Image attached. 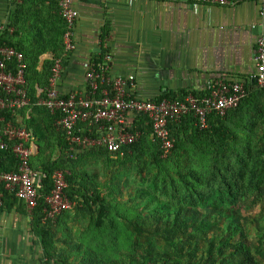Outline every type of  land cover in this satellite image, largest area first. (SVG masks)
Wrapping results in <instances>:
<instances>
[{"label": "crops", "instance_id": "obj_1", "mask_svg": "<svg viewBox=\"0 0 264 264\" xmlns=\"http://www.w3.org/2000/svg\"><path fill=\"white\" fill-rule=\"evenodd\" d=\"M72 6L79 12L77 45L64 60L63 94L85 92L87 65L105 47L112 74L132 79L137 95L149 99L198 91L221 76L244 80L256 72L254 54L264 17L255 0L207 9L191 0H72ZM0 24L25 54L30 70L42 73L63 53L57 0H0ZM35 120L42 124L33 109L18 119L33 128ZM37 145L41 151L38 139ZM18 202L0 210V264H43L33 216Z\"/></svg>", "mask_w": 264, "mask_h": 264}, {"label": "built area", "instance_id": "obj_2", "mask_svg": "<svg viewBox=\"0 0 264 264\" xmlns=\"http://www.w3.org/2000/svg\"><path fill=\"white\" fill-rule=\"evenodd\" d=\"M9 1L17 3L19 0ZM245 1L250 0H191L202 9L234 7ZM255 1L264 17V0ZM57 4L65 23L63 53L52 58L48 87L37 88L35 102L28 89L25 54L14 47L0 45V207L4 206V197L8 193L24 205L28 215L33 216L43 198L40 192L43 176L33 168L34 160L40 155L36 132L30 125L18 121L23 111L41 107L55 116V126L63 133L72 157L101 150L122 154L124 148L142 138L144 133L135 124L146 118L152 127L150 136L159 143L166 158L175 147L172 130L184 120L194 119L200 130H206L215 119H225L238 109L252 87L264 89V34H260L254 54L256 72L244 80L221 76L198 91L171 98H144L137 95L132 79L112 74L111 58L104 53L106 47H103L102 54L87 65L85 92L75 90L63 94L59 90V81L65 58L76 49L75 26L79 12L72 6V0H57ZM7 30L0 24V35ZM5 151L13 154L17 169L3 170L1 153ZM52 180L53 189L44 199L43 224L56 226L59 217L74 212L79 203L67 193L66 172L55 171Z\"/></svg>", "mask_w": 264, "mask_h": 264}, {"label": "rangeland", "instance_id": "obj_3", "mask_svg": "<svg viewBox=\"0 0 264 264\" xmlns=\"http://www.w3.org/2000/svg\"><path fill=\"white\" fill-rule=\"evenodd\" d=\"M46 75V72H42L41 78L44 79ZM33 115L37 120H43L40 123L44 130L40 131L42 136L37 132L40 135L37 139L42 159L54 163L63 155V133L54 123L51 124L42 109L40 112L34 109ZM227 126L237 139H225L226 147L232 153L236 150L245 153L250 165L244 179L233 180L237 184V199L233 210L245 229L256 260L264 264V90L257 91L251 106L244 108ZM155 143L150 136L146 152L139 158L133 153L113 155L97 151L70 156L73 162L67 164L64 171L71 174L75 169V173L88 178V185L104 199L107 216L100 224L97 218L99 206L93 209L96 213L93 215H86L77 208L72 213L60 216L54 234L56 255L64 257L68 264H76L74 258L77 254L90 249L105 263L138 264L144 261L150 247H157L161 251L166 249L163 240L149 236L147 227L150 225L145 223L157 215V203L166 202L175 207L181 201L178 194L183 195L186 186L181 174L191 183L194 181L189 176L191 172L206 177L208 173L215 172L216 168L223 171L224 167L222 163L216 164L213 161L214 154L207 150V146L194 147L188 142L180 150H172L157 165L153 157L157 153L153 145ZM38 161L35 162V171L40 165ZM205 213L206 220L213 219L210 209ZM131 223L144 225L145 234L137 232ZM216 233L215 228L209 234L210 238L215 239ZM61 240L79 245L82 250L70 249ZM192 245L191 251L197 255L196 263L201 259L204 263L206 242L203 241L197 248L194 243ZM170 254L169 262L178 260L186 264L189 259L187 252L180 254L173 249Z\"/></svg>", "mask_w": 264, "mask_h": 264}, {"label": "trees", "instance_id": "obj_4", "mask_svg": "<svg viewBox=\"0 0 264 264\" xmlns=\"http://www.w3.org/2000/svg\"><path fill=\"white\" fill-rule=\"evenodd\" d=\"M62 27L63 35L65 31L63 20ZM0 45L18 49L9 40L7 31L1 33ZM52 66L53 62L45 65L43 72H46L47 75L44 79L41 78L42 73H38L34 68L30 70L28 67L26 78L30 97L33 102L36 101L37 86L42 89L48 87ZM255 90L260 91L264 89L252 87L248 97L238 109L230 112L225 119H215L206 130H200L196 125V121L190 118L184 120L179 127L173 128L172 137L175 139L173 151L180 150L187 142L194 147L207 146V150L214 154L213 161L216 164L222 163L224 170L222 171L216 168L215 172L208 173L206 177L200 174L194 175L191 172L189 176L194 180L191 183L181 174V178L186 184L185 193L181 196L178 194L181 201L175 207L168 205L166 202H158L156 206L157 210L155 211L157 215H153L149 220L145 221L147 226L150 225L147 227V231L150 232L149 236L157 240H163L166 249L161 251L157 247H150L148 254L144 257V261L138 262V264H181L178 260L169 262V260L171 261L170 252L173 249L177 250L180 254L188 253L189 259H187L186 264H260L255 258L245 229L240 224L233 210L234 201L237 199V184L233 183V180H242L245 178L246 171L250 168L249 158L239 150L232 153V150L227 148L225 144V139H237V136H234L229 131L227 123H232L244 108L251 106L253 99L257 95V91ZM163 96L171 98L176 95L165 94ZM34 109L37 112H40L42 109L48 115L47 118L51 124H55L56 117L51 115L45 108L34 107ZM135 125L144 135L138 142L124 148L122 152L125 154L133 153L139 158L146 152L152 127L146 118L140 119ZM34 129L38 138L40 135L42 136L40 131L42 130L44 132V130L39 121H34ZM153 145L157 151V153L153 154V157L157 165H159L162 159H164L163 153L158 142ZM61 147L63 148V155H61L58 161L54 163L45 162L42 159V151H40V155L33 163V168L35 169V162L39 160L40 165L38 170H41L40 173L43 176L40 189L43 198L40 200V205L33 214V226L35 233L41 239L44 250L42 263L46 262L48 264H68L64 257L61 258L56 255L55 226L51 223L43 224L44 199L53 189V174L55 171H64L66 165L73 162L70 158L71 154L68 152L69 147L65 143L64 137L61 140ZM97 152L111 154L104 150ZM1 160L3 170L12 171L17 169V160L10 151L2 152ZM67 180L69 183L67 193L71 199L79 203L78 210H81L86 215H93L96 214L93 212V209L99 206L97 218L101 224L107 216V208L104 204V199L98 193L94 192L91 185H88V178L75 173V169H73V173H67ZM18 201L14 195L6 193L4 206L0 210L6 208L10 202L16 203ZM209 209L213 213V219L208 218L206 220L205 212ZM132 224L137 232L145 234L146 227L144 225ZM215 228L217 229V237L211 239L209 234ZM203 241L206 242V245H204L205 252L203 253V257L205 258L204 263L202 259L196 263L197 255L191 251L192 243L197 248ZM60 242L67 244L70 249L82 250L79 245H72L71 243H66L64 240ZM74 261L76 264H117L113 262L105 263L98 254L90 249L84 251L82 254H77Z\"/></svg>", "mask_w": 264, "mask_h": 264}]
</instances>
